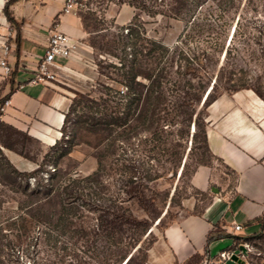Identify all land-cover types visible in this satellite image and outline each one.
Segmentation results:
<instances>
[{
    "label": "rangeland",
    "instance_id": "rangeland-1",
    "mask_svg": "<svg viewBox=\"0 0 264 264\" xmlns=\"http://www.w3.org/2000/svg\"><path fill=\"white\" fill-rule=\"evenodd\" d=\"M118 1L127 0H78L76 11L86 25V52L82 74L63 80L70 85L75 106L58 142L43 146L16 126L0 127L2 138L28 155L0 143V225L7 233L2 239L7 245L0 252L4 264H118L122 255L130 256L126 264H151L147 250L161 230L208 203L212 191L203 192L190 183L200 163L214 168L220 184L224 178L229 185L233 182L228 168L204 150L202 132L193 137V120L200 118L206 130L208 106L203 102L214 83L227 87L242 79L264 91V0L200 4L188 0L182 7L176 0H144L148 10L157 13L149 15L131 6L133 15L123 24L106 18L108 4ZM134 16L131 28H142L145 37L172 51L167 60L171 80L166 82L164 98L146 118L135 108L120 124L129 100L121 96V90L125 94L128 88L121 73L130 58L122 45L132 38L126 37L124 27ZM184 55L199 58L193 60L196 69L191 74L184 70ZM152 63L147 66L157 71L159 65ZM51 70L56 71L53 66ZM188 79L193 85L188 91L196 89L201 98L194 104L192 120L193 101L182 90ZM135 81L134 87L144 93L148 81L140 75ZM7 159L19 171L35 173L27 177L29 188L47 191L40 203H24L28 197L5 172ZM62 205L69 209L60 220ZM158 212L159 216L148 218ZM20 214L28 228L18 233L8 227ZM130 216L150 223L137 243L131 234L134 225L125 220ZM239 243L245 249V263L264 264V214L258 230Z\"/></svg>",
    "mask_w": 264,
    "mask_h": 264
},
{
    "label": "crops",
    "instance_id": "crops-1",
    "mask_svg": "<svg viewBox=\"0 0 264 264\" xmlns=\"http://www.w3.org/2000/svg\"><path fill=\"white\" fill-rule=\"evenodd\" d=\"M6 1L0 0V54L8 47L11 72L4 74L0 66V99L7 95L8 100L0 118L49 146L60 138L72 102L70 85L63 80L82 74L86 29L76 9L63 11L66 0H16L9 6L16 24L3 12ZM132 15L125 2H110L106 9V18L118 24ZM51 31L65 33L74 49L68 57L56 56L53 81L29 83ZM208 121L209 150L228 168L233 182L229 185L224 178L220 184L213 167L199 165L191 185L218 191L209 193L200 212L182 215L161 230L147 250L151 264H218L220 251L236 250L231 249L234 237L258 230L264 214V100L249 88L222 93L208 105ZM234 224L240 229L234 230ZM222 264L245 262L226 259Z\"/></svg>",
    "mask_w": 264,
    "mask_h": 264
},
{
    "label": "trees",
    "instance_id": "trees-1",
    "mask_svg": "<svg viewBox=\"0 0 264 264\" xmlns=\"http://www.w3.org/2000/svg\"><path fill=\"white\" fill-rule=\"evenodd\" d=\"M15 1L16 0H7L4 4V7H3V12H4L7 20L12 24H16V22L14 21L13 17L11 16L9 6ZM176 1L180 5V7H182V6L187 4L188 0H176ZM118 2L122 3L123 1H118ZM125 2L128 5L136 8V9L140 8V9H143L144 11H147L149 15H154L157 13L155 11L148 10L146 5L144 4V0H127ZM196 2H197V4L202 3L201 0H196ZM177 12H178V10H177ZM81 19H82L83 26L86 29V25L84 23V20H83V18H81ZM134 19H135V16L132 18V20L129 22V24L124 27V29H127L126 37L127 38L132 37V38L129 41L124 42L122 45V49L125 52V55H129L130 58L126 59L127 62L129 63L128 68L125 69L121 74H122L123 79L127 80V83L125 84L126 87L130 88V90H132V91H129V89L127 88V93L124 94V91L121 90V92H122L121 96H123V95H124V97L128 96L129 100L127 101V111L125 112V114L123 115L122 118L119 117V119H122V120L117 121V123H120V124H124L127 122V120L129 119L128 117L132 116V109H135V108H139L140 115H141V111L144 112L143 118H146V114L148 113V111L155 109L156 106L162 100V98H164L165 91L167 90V86H166L167 83L166 82L171 80V79H169V76L171 73V71L169 69V65L171 66V64L168 63L169 65H167V60H168V54L172 51L170 50L169 47L161 44L160 42L156 41L155 39L145 37L144 36L145 32L142 28H141V30H136V29L131 28L132 25L134 24L133 23ZM183 34L184 33H182L179 36V38H181L183 36ZM140 40L143 41L144 43H140V45H138V41H140ZM144 44H146V45H144ZM148 45H149V47H148ZM182 59L185 62L183 64V66H184V70L186 73H190L196 69V66H194L195 64H194L193 60H198V62H199V58L196 55L192 59H189L187 55H184L182 57ZM123 60H124V57H123ZM151 60L153 63H155V66L159 65V68L157 71H156V67H148L147 66V64ZM163 60H164V64L162 62ZM120 67L124 68V63H121ZM139 75L148 81V83L145 84L146 88L144 90V93H142L141 90H138L137 88L134 87V85L138 84L135 80H136L137 76H139ZM186 84H188V85H186L187 87L185 88V90L183 87L182 90H183L184 94H189L188 99L190 101L191 100L193 101L192 109H191V112L189 113V118H190V120H192V117L196 112L194 104L199 103L201 98H200V94L198 93V91H196V89L192 93L188 91L189 88H193L192 87L193 85H192L190 79H188L186 81ZM183 86H185V85H183ZM243 88L252 89L260 98H262L264 100V91L261 89L260 86H253V85L250 86L246 82V80L239 79L238 82L229 83V85L227 87H223V86L220 87L214 83L212 85L211 89L206 94V98H205L203 104L208 106L214 99H216L223 92L229 93V92L239 90V89H243ZM130 94H132V95H130ZM6 98H7V95L2 97L0 99V103H2ZM74 103H75L74 100H72L68 111L65 113L64 122L61 126V129H60L61 132H64V130H65L66 121L69 117L70 112L74 109V106H75ZM202 124H203L202 120H200V118H198V117H196L193 120V125H194L193 137H195V135L197 134V131H201L204 150L209 152L212 156H214L209 150L208 143H207L206 130L204 129V126ZM0 127H11V125H9L8 123H6L3 120H0ZM57 142L58 141H55L54 144H56ZM0 143L5 148L16 151L15 143L13 141H7L6 139L2 138L1 135H0ZM16 153H18L19 155H21L23 157H28V155H26L22 151H16ZM5 164H6L5 172H7L6 174L9 175L11 183L14 184V186L16 185L18 188H22L19 190V192L23 196L28 197V200L24 201V203H26L28 201L33 203V202H39V201L43 200V198L47 194L46 193L47 191H42V190L33 191L32 189L29 188V183H28L27 177L35 174L34 172L19 171L13 164L10 163V161L8 159L6 160ZM200 164L206 165V162L202 161ZM0 170H3V169H0ZM95 173L96 172H94V174ZM38 206H40V205H38ZM68 209L69 208L68 207L66 208V205H62L61 211H60V214L58 217L60 220L63 218V216H62L63 213L68 212ZM148 214H150V213H148ZM158 214H159V212L156 215H148V218L152 219V218H154V216H159ZM117 217L118 216L116 215V218ZM100 220H101V218H100ZM125 220L128 224L134 225V226H131V228H134L133 233H131V234L133 236L132 237L133 241L137 243L141 239V237L146 233L147 229L149 228L150 223L147 220L139 221L135 218H132V216L127 217ZM16 222H19L17 227H15ZM100 225H101V222H100ZM13 227H14V229H16L17 232L18 231H25L28 228V225L26 224L25 217H23L20 214V215H18V217L14 218V221H12L9 224L8 228L13 230ZM3 230H4V227H2L0 225V252H2V248H5L7 245L6 243H3V241H2V239L7 235V233L3 232ZM19 236L20 235H16L17 238H19ZM244 237L246 238V236H244ZM211 238H212V235L208 234L207 240L209 241ZM240 238L241 237H238V236L234 237V244H233V247L231 249H238L239 248V245L241 244V243H239ZM0 256H1V253H0ZM129 259H130V256L127 258L126 255H122L116 261L118 262V264H121V263L126 264L129 261ZM142 260L143 261L145 260V256L143 257ZM0 264H4V261L2 258H0Z\"/></svg>",
    "mask_w": 264,
    "mask_h": 264
},
{
    "label": "built area",
    "instance_id": "built-area-1",
    "mask_svg": "<svg viewBox=\"0 0 264 264\" xmlns=\"http://www.w3.org/2000/svg\"><path fill=\"white\" fill-rule=\"evenodd\" d=\"M81 3L77 0H66L63 11L69 12L73 9L79 8ZM74 49V44H72L68 36L60 31H51L47 46L45 47L43 53L39 55L36 62V67L34 75L28 80L29 83H37L43 81H51L55 79V72L51 70V66L55 65L56 56L68 57L72 50ZM8 53V47H3L2 56L0 58V66L3 69V73L8 75L11 72V67L7 63L6 55ZM8 104V100H4L0 105V110L2 111L4 106ZM234 230H239L240 225L234 224ZM237 255L239 259L245 262V254L238 248L237 250H222L219 252V263L222 264L226 259H231L232 255ZM214 264V263H209ZM248 264V263H245Z\"/></svg>",
    "mask_w": 264,
    "mask_h": 264
},
{
    "label": "water",
    "instance_id": "water-1",
    "mask_svg": "<svg viewBox=\"0 0 264 264\" xmlns=\"http://www.w3.org/2000/svg\"><path fill=\"white\" fill-rule=\"evenodd\" d=\"M210 190L213 191V192H217L218 191V189L216 187H211ZM239 249L241 251L245 252L244 246L242 244L239 245ZM231 259L234 260V261H237V262H243V260L239 259L238 256L235 255V254L231 256Z\"/></svg>",
    "mask_w": 264,
    "mask_h": 264
}]
</instances>
